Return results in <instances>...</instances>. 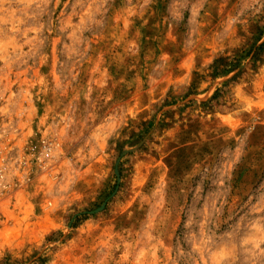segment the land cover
Wrapping results in <instances>:
<instances>
[{"label": "rangeland", "instance_id": "1", "mask_svg": "<svg viewBox=\"0 0 264 264\" xmlns=\"http://www.w3.org/2000/svg\"><path fill=\"white\" fill-rule=\"evenodd\" d=\"M0 264H264V0H0Z\"/></svg>", "mask_w": 264, "mask_h": 264}, {"label": "trees", "instance_id": "2", "mask_svg": "<svg viewBox=\"0 0 264 264\" xmlns=\"http://www.w3.org/2000/svg\"><path fill=\"white\" fill-rule=\"evenodd\" d=\"M263 43V42H262ZM262 45L260 44L258 47H261ZM257 54V53H256Z\"/></svg>", "mask_w": 264, "mask_h": 264}]
</instances>
